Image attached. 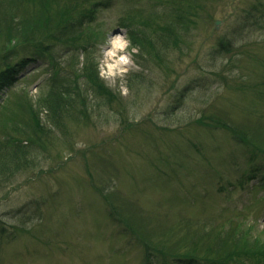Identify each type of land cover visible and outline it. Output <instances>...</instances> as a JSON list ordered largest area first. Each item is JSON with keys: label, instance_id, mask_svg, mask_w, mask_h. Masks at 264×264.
<instances>
[{"label": "rangeland", "instance_id": "1", "mask_svg": "<svg viewBox=\"0 0 264 264\" xmlns=\"http://www.w3.org/2000/svg\"><path fill=\"white\" fill-rule=\"evenodd\" d=\"M88 2L0 0V66L36 58L0 94V143L33 141L36 159L0 174V264H179L158 252L211 228L264 243V0H100L74 30ZM59 21L61 39L37 45ZM85 63L108 96L72 91ZM55 75L76 98L61 123L47 106Z\"/></svg>", "mask_w": 264, "mask_h": 264}, {"label": "trees", "instance_id": "2", "mask_svg": "<svg viewBox=\"0 0 264 264\" xmlns=\"http://www.w3.org/2000/svg\"><path fill=\"white\" fill-rule=\"evenodd\" d=\"M88 3H93L89 9H87V12L85 16L79 18L80 21L76 23V25H73L74 30L76 28H80L83 26V24H89L95 20V13L98 9V6L100 7L103 5L100 0H88ZM69 10L67 9L64 16L67 17V13ZM18 18V20H17ZM11 25L14 26V28L20 30L21 34L26 37H30L32 34L35 33V30L32 29L29 22L21 19L20 16H16L15 21L10 20ZM88 22V23H86ZM40 22H37V27H39ZM67 26V25H66ZM66 26L62 24L61 21L57 24V27L55 29L51 30L44 36H42L40 39L41 41L37 43V45H42L43 41H53L54 39L60 40L61 36L57 35L59 32H64L66 30ZM167 32L171 33L173 30L169 31L167 29ZM89 35V34H87ZM84 35V36H87ZM21 36L19 35V38ZM90 38H86L85 42L89 46V40ZM136 39L138 40V44L143 47L145 42H147V39L144 37L142 39L141 36H136ZM32 43V41H30ZM89 42V43H88ZM64 44V41L62 42ZM230 43L223 40L220 42V51H225ZM27 46H30L31 44H26ZM36 47V46H35ZM53 47V46H52ZM50 45H46L45 47H42V53L49 52L52 50ZM72 48V46H69ZM87 48V47H86ZM89 48V47H88ZM22 54L21 52H13L11 55H4V64L0 66V94L6 91L11 90L12 87H14L15 83L17 82L19 76L27 67L30 65L31 62L35 61L36 58L31 57H24L20 59L19 61H16L19 55ZM47 56V55H46ZM57 66V65H56ZM82 70L80 71L77 78H83L84 82H87L86 87L75 85L76 87L72 89V91H76L77 89L80 92H76V95L79 98L84 99V94L87 93L89 89H91L95 95L97 96H108L107 91H102L100 86V77L99 72L97 70H94L92 67L87 66L86 63L83 64ZM68 76V75H67ZM63 76V78L59 79L58 75H55L51 81L47 84L48 91L46 94H48V97H53L52 100L49 99L47 103L48 111L53 113L56 117V122H62L66 114L70 113L71 108L75 109V102L76 98L68 94L65 89L64 84H67L66 77ZM77 82V79L76 81ZM90 85V86H89ZM69 91V89H67ZM16 92H14L12 95H14ZM64 93L66 96H64ZM61 94V96H60ZM16 98L14 100H19L20 96L18 93L15 94ZM59 97V98H58ZM57 98V99H56ZM8 103V99H7ZM1 106V105H0ZM6 106V107H5ZM1 106L0 107V128L4 126L5 116L7 117L8 110L10 109L8 105ZM31 115L34 116L35 124L38 125L39 121V111L37 109L30 110ZM84 113L85 112H81ZM220 125V124H219ZM44 129V126H43ZM34 131L36 133L37 129L34 128ZM5 131H2L0 129V133L3 134ZM9 134V133H8ZM4 135H6L4 133ZM10 135V134H9ZM6 137V142L0 143V174L6 171L15 172L19 169L20 165L26 166L30 168L34 162L35 158L32 154V151L29 150L31 146H34L35 143L33 141H29L27 143V140H19L16 139L13 136ZM247 134H242V137L239 135V140L241 142H246ZM38 136V134L36 135ZM26 142V143H25ZM259 147L254 148L257 149ZM264 153V151H263ZM27 167V168H28ZM31 169V168H30ZM262 187L261 189H264V179L260 185H255ZM123 222H117L115 224H118L119 226H126L127 227V220H121ZM130 223L129 227L132 228L133 225ZM144 227V226H143ZM141 227L138 229H134V233L137 235V237L142 240L143 242H147V239H144L149 234L145 231V229ZM201 230V236H198L194 239H191L187 242L188 246H182V245H175L171 249H161V252L158 253H166L169 255L174 256L173 259L177 261L179 264H231L235 262L236 264H264V243L258 242L255 239H246L245 237H242V233H238L236 229L233 231V229L225 230L223 231V234L217 233L214 229L207 230L206 232H202ZM194 232V231H193ZM3 233V231L1 232ZM146 234L147 236H145ZM236 234L240 236V239L236 237ZM181 237V236H180ZM221 237V238H219ZM178 240H188V236L185 234ZM205 242L207 244L205 245ZM148 243V242H147ZM146 245V252H145V258L146 261L149 260L151 255L153 254V250L151 245ZM184 250V251H183ZM163 251V252H162ZM165 256V255H164ZM234 263V264H235Z\"/></svg>", "mask_w": 264, "mask_h": 264}, {"label": "bare ground", "instance_id": "3", "mask_svg": "<svg viewBox=\"0 0 264 264\" xmlns=\"http://www.w3.org/2000/svg\"><path fill=\"white\" fill-rule=\"evenodd\" d=\"M112 46H113L114 52L113 53L111 52V54L109 55V56H111V58H113L115 56V52H117V50H122L123 49V45L122 44H117L115 42H113Z\"/></svg>", "mask_w": 264, "mask_h": 264}, {"label": "clouds", "instance_id": "4", "mask_svg": "<svg viewBox=\"0 0 264 264\" xmlns=\"http://www.w3.org/2000/svg\"><path fill=\"white\" fill-rule=\"evenodd\" d=\"M115 39V43L119 44L121 42V37L117 36L114 38Z\"/></svg>", "mask_w": 264, "mask_h": 264}, {"label": "water", "instance_id": "5", "mask_svg": "<svg viewBox=\"0 0 264 264\" xmlns=\"http://www.w3.org/2000/svg\"><path fill=\"white\" fill-rule=\"evenodd\" d=\"M219 24H220V22L218 21L217 23H216V28L218 29V27H219Z\"/></svg>", "mask_w": 264, "mask_h": 264}]
</instances>
